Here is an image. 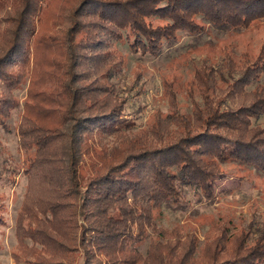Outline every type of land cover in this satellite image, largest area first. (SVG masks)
Masks as SVG:
<instances>
[{
	"label": "trees",
	"instance_id": "obj_1",
	"mask_svg": "<svg viewBox=\"0 0 264 264\" xmlns=\"http://www.w3.org/2000/svg\"><path fill=\"white\" fill-rule=\"evenodd\" d=\"M262 19L264 0H0V125L28 81L17 124L28 182L15 260L264 264V231L217 225L200 244L155 214L187 188L211 199L222 163L264 174V42L237 59L225 45L218 63L195 66L184 87L189 112L166 83L168 112L135 132L112 81L125 64L121 42L157 55L180 33L240 31Z\"/></svg>",
	"mask_w": 264,
	"mask_h": 264
},
{
	"label": "rangeland",
	"instance_id": "obj_2",
	"mask_svg": "<svg viewBox=\"0 0 264 264\" xmlns=\"http://www.w3.org/2000/svg\"><path fill=\"white\" fill-rule=\"evenodd\" d=\"M264 42V19L257 20L240 31L220 32L212 28L201 35L180 33L176 43L157 55L131 52L121 42L117 44L124 57V68L112 81L126 95L125 113L133 120L132 132L142 129L156 112H168L166 83L172 87L177 108L189 112L185 82L193 68L203 61L218 63L221 48L230 45L235 59L243 51L256 53ZM264 82L263 79H261ZM28 85L25 80L16 91L19 106L0 125V264H30L15 260L16 219L26 191V154L18 145L17 124L22 112L23 98ZM264 121V117L260 119ZM107 141L111 143L112 137ZM222 173L214 178L211 199L202 198L187 188L176 205H162L156 211V222L165 228L178 226L183 232H193L201 244L206 232L223 225L231 233L248 232L252 236L264 231V174L237 162L221 164ZM148 238L137 244L144 252ZM81 262L79 258L77 264Z\"/></svg>",
	"mask_w": 264,
	"mask_h": 264
}]
</instances>
